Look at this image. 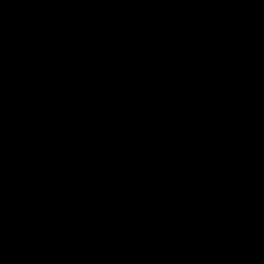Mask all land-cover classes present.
<instances>
[{
	"label": "water",
	"instance_id": "water-1",
	"mask_svg": "<svg viewBox=\"0 0 264 264\" xmlns=\"http://www.w3.org/2000/svg\"><path fill=\"white\" fill-rule=\"evenodd\" d=\"M0 264H264V0H0Z\"/></svg>",
	"mask_w": 264,
	"mask_h": 264
}]
</instances>
